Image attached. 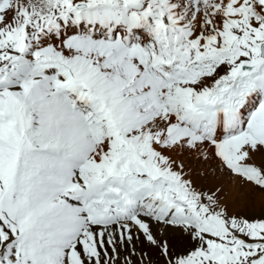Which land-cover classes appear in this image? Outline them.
Here are the masks:
<instances>
[{
    "label": "snow or ice",
    "instance_id": "obj_1",
    "mask_svg": "<svg viewBox=\"0 0 264 264\" xmlns=\"http://www.w3.org/2000/svg\"><path fill=\"white\" fill-rule=\"evenodd\" d=\"M261 30L264 0H0V158L19 145L26 170L69 118L102 132L87 149L102 183L81 160L61 194L76 216L0 206V264H49L53 252L52 264H157L152 249L164 264H219V243L227 264H264V211L226 200L234 187L264 209Z\"/></svg>",
    "mask_w": 264,
    "mask_h": 264
},
{
    "label": "bare ground",
    "instance_id": "obj_2",
    "mask_svg": "<svg viewBox=\"0 0 264 264\" xmlns=\"http://www.w3.org/2000/svg\"><path fill=\"white\" fill-rule=\"evenodd\" d=\"M133 69V72H135V71H138L137 69H135L134 67H131L130 68V70H132ZM147 81H149L151 84H153V85H157V86H161V85H163V82H162V80L159 78V77H156V76H149L148 77V79H147ZM155 81H157V82H155ZM226 200H227V202H229L230 204H233L234 206H235V208H236V210L237 209H239V208H241L243 205H244V203L246 202V200H247V198H245L244 196H242L234 187H229V189H228V191H227V193H226ZM255 203V202H254ZM257 203V202H256ZM258 204V203H257ZM172 234V233H171ZM171 234H167V237L169 236V235H171ZM173 235H175L174 233H173ZM178 237H180V236H177L176 235V238H171V241L170 242H172L173 244H174V242L178 239ZM161 239H163V237L161 238ZM175 240V241H174ZM181 241V239H178V241ZM177 242V241H176ZM181 242H183V240L181 241ZM179 245V244H178ZM181 245V244H180ZM174 246V245H173ZM177 246V245H176ZM152 251V254H154L155 252V250L154 249H152L151 250ZM48 260H49V264H52V262H54L55 260H56V254H51V256L50 257H48L47 258Z\"/></svg>",
    "mask_w": 264,
    "mask_h": 264
},
{
    "label": "rangeland",
    "instance_id": "obj_3",
    "mask_svg": "<svg viewBox=\"0 0 264 264\" xmlns=\"http://www.w3.org/2000/svg\"><path fill=\"white\" fill-rule=\"evenodd\" d=\"M231 44H236V47H237V46H239L241 44V42L233 41L232 43H230V45ZM261 211H264V209H262V208L259 207V205L256 203V201H255L254 198L253 199L247 198V200L244 203V205L241 208L237 209V212L238 213L239 212H244L246 214H250V213H253V212H261ZM168 234H171V233H168ZM167 238L169 239V241H171V238H176V235H173V233H172ZM178 239H181V241L183 240L182 237H178ZM178 239L176 240L177 242L174 240L175 241L174 244L172 242H170V244L172 246L174 245L176 251H179L181 249V247H183V245L185 243L184 240H183V242H181L180 240L178 241ZM154 252L155 253L153 254V256L156 259L157 264H164L163 260L159 256V253L156 250Z\"/></svg>",
    "mask_w": 264,
    "mask_h": 264
}]
</instances>
